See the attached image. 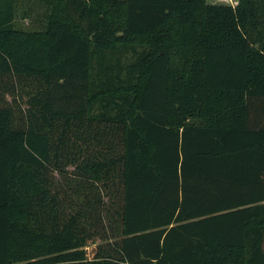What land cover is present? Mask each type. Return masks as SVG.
Wrapping results in <instances>:
<instances>
[{"label":"trees","instance_id":"1","mask_svg":"<svg viewBox=\"0 0 264 264\" xmlns=\"http://www.w3.org/2000/svg\"><path fill=\"white\" fill-rule=\"evenodd\" d=\"M20 1L0 264H264V0H28L36 30Z\"/></svg>","mask_w":264,"mask_h":264},{"label":"rangeland","instance_id":"2","mask_svg":"<svg viewBox=\"0 0 264 264\" xmlns=\"http://www.w3.org/2000/svg\"><path fill=\"white\" fill-rule=\"evenodd\" d=\"M211 4H225V5H237L238 0H208ZM20 4V5H19ZM19 13L17 15L16 24L23 29L36 30L41 28V20L46 14L44 7H36L31 1L23 0L19 2ZM31 10V11H29ZM98 241L91 242L86 248L89 258H93L95 249L98 245Z\"/></svg>","mask_w":264,"mask_h":264}]
</instances>
